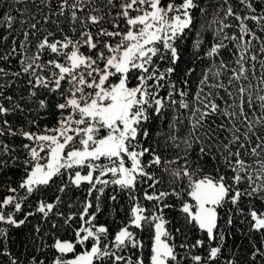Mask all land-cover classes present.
<instances>
[{"label": "snow or ice", "instance_id": "snow-or-ice-1", "mask_svg": "<svg viewBox=\"0 0 264 264\" xmlns=\"http://www.w3.org/2000/svg\"><path fill=\"white\" fill-rule=\"evenodd\" d=\"M0 264H264V0H0Z\"/></svg>", "mask_w": 264, "mask_h": 264}, {"label": "trees", "instance_id": "trees-1", "mask_svg": "<svg viewBox=\"0 0 264 264\" xmlns=\"http://www.w3.org/2000/svg\"><path fill=\"white\" fill-rule=\"evenodd\" d=\"M121 203H123V201H121ZM100 220H101V222H106V216H101ZM17 231H19V230H17Z\"/></svg>", "mask_w": 264, "mask_h": 264}]
</instances>
